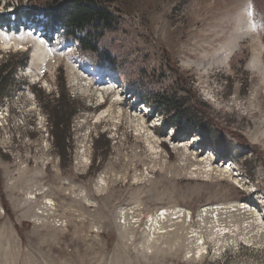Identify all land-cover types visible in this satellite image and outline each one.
I'll use <instances>...</instances> for the list:
<instances>
[{
	"label": "rangeland",
	"instance_id": "obj_1",
	"mask_svg": "<svg viewBox=\"0 0 264 264\" xmlns=\"http://www.w3.org/2000/svg\"><path fill=\"white\" fill-rule=\"evenodd\" d=\"M50 2L0 0V264H264V0L106 1L97 53Z\"/></svg>",
	"mask_w": 264,
	"mask_h": 264
},
{
	"label": "trees",
	"instance_id": "obj_2",
	"mask_svg": "<svg viewBox=\"0 0 264 264\" xmlns=\"http://www.w3.org/2000/svg\"><path fill=\"white\" fill-rule=\"evenodd\" d=\"M106 1L112 0H51L47 5L46 14L52 25H59L64 28L65 33L76 39L85 51L97 53L100 48V40L105 32L115 28L117 18L106 5ZM28 16L35 15L34 10L26 11ZM11 20L0 15V26H10ZM25 59V58H24ZM17 64V63H16ZM9 65L0 67V87L3 89L2 72L7 70ZM15 68L10 71L13 74ZM5 88V87H4ZM1 97V93H0ZM155 102L161 110L169 116L166 119V128H175L183 125L178 131V136L191 135L198 131L206 145H211L218 151L220 157L231 158L229 148L221 147L215 141L214 130L208 127L199 117L192 103L184 97L176 95L158 94L154 96ZM64 125V120L56 122V127ZM240 142L247 148L254 149L244 137H239ZM8 209V208H7Z\"/></svg>",
	"mask_w": 264,
	"mask_h": 264
},
{
	"label": "bare ground",
	"instance_id": "obj_3",
	"mask_svg": "<svg viewBox=\"0 0 264 264\" xmlns=\"http://www.w3.org/2000/svg\"><path fill=\"white\" fill-rule=\"evenodd\" d=\"M163 214L165 213V211L162 212Z\"/></svg>",
	"mask_w": 264,
	"mask_h": 264
},
{
	"label": "water",
	"instance_id": "obj_4",
	"mask_svg": "<svg viewBox=\"0 0 264 264\" xmlns=\"http://www.w3.org/2000/svg\"><path fill=\"white\" fill-rule=\"evenodd\" d=\"M226 161H228V160H226Z\"/></svg>",
	"mask_w": 264,
	"mask_h": 264
}]
</instances>
